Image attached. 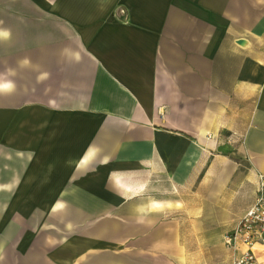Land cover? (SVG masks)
Segmentation results:
<instances>
[{"label": "crops", "instance_id": "obj_1", "mask_svg": "<svg viewBox=\"0 0 264 264\" xmlns=\"http://www.w3.org/2000/svg\"><path fill=\"white\" fill-rule=\"evenodd\" d=\"M0 2V264H207L264 174V0Z\"/></svg>", "mask_w": 264, "mask_h": 264}, {"label": "built area", "instance_id": "obj_2", "mask_svg": "<svg viewBox=\"0 0 264 264\" xmlns=\"http://www.w3.org/2000/svg\"><path fill=\"white\" fill-rule=\"evenodd\" d=\"M231 264H264V174H256L253 204L224 235Z\"/></svg>", "mask_w": 264, "mask_h": 264}, {"label": "rangeland", "instance_id": "obj_3", "mask_svg": "<svg viewBox=\"0 0 264 264\" xmlns=\"http://www.w3.org/2000/svg\"><path fill=\"white\" fill-rule=\"evenodd\" d=\"M0 7H1V2H0ZM218 229H219V227H218ZM222 229H223V227H222ZM228 232H230V230H228L227 233ZM224 245L225 244H224L223 239H222V243L217 242L215 246L210 247L211 258L204 259V260L208 261L207 264H230V257L228 255ZM194 260L199 261V259H194ZM201 264H203V263L201 262Z\"/></svg>", "mask_w": 264, "mask_h": 264}, {"label": "clouds", "instance_id": "obj_4", "mask_svg": "<svg viewBox=\"0 0 264 264\" xmlns=\"http://www.w3.org/2000/svg\"><path fill=\"white\" fill-rule=\"evenodd\" d=\"M10 37V32L8 30H0V39H8ZM24 65L28 64V61L25 60L22 62ZM47 73L42 74L41 78H46ZM15 88V85L11 81L0 83V92H10Z\"/></svg>", "mask_w": 264, "mask_h": 264}]
</instances>
